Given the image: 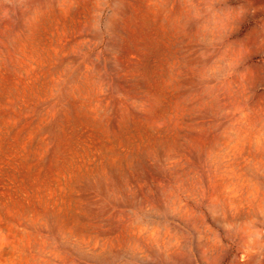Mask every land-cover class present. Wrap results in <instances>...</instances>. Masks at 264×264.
<instances>
[{
    "label": "rangeland",
    "instance_id": "1",
    "mask_svg": "<svg viewBox=\"0 0 264 264\" xmlns=\"http://www.w3.org/2000/svg\"><path fill=\"white\" fill-rule=\"evenodd\" d=\"M0 264H264V0H0Z\"/></svg>",
    "mask_w": 264,
    "mask_h": 264
}]
</instances>
